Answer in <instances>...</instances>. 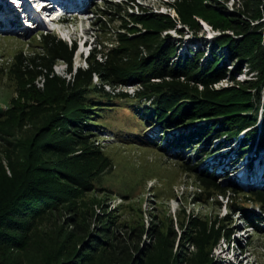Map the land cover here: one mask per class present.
Listing matches in <instances>:
<instances>
[{"label":"trees","instance_id":"16d2710c","mask_svg":"<svg viewBox=\"0 0 264 264\" xmlns=\"http://www.w3.org/2000/svg\"><path fill=\"white\" fill-rule=\"evenodd\" d=\"M205 2L207 0H179L172 5L177 18L128 15L131 23L144 27L143 32L130 29L129 34L118 35L111 47L101 45L91 49L85 61L88 64L86 69L79 68L73 72L76 44L69 46L52 33H41L37 51L29 55L20 52L14 56L10 74L18 85L19 98L13 102L10 111H0V140L3 142L6 139L2 137L11 136L4 129L5 125L11 124L9 117L16 113L24 110L35 112L42 107L53 106L55 110L29 145L17 146L7 141L11 147L9 153H14L15 157H8L11 176L0 162V264H20L15 254L29 250L42 220L64 210L71 212L65 221L69 230L68 243L87 235L78 259L70 264H93L98 258L96 255L105 253L125 257L127 261L131 258V251L138 252L134 264H145L158 242L173 251L176 235L163 238L160 228L155 226L148 229L150 243L137 249V245L143 243V230L138 227L128 229L130 232L124 230L117 224V216L97 218L98 223L89 232L79 225L86 219L79 215L77 200L95 191L94 181L108 165L102 150L92 144L99 136L92 129L100 132V129H107L110 125L107 116H114V107L124 104L141 110V115L134 116L133 122L137 126L130 129L128 144L152 142L146 145L150 148L157 146L155 149L161 152V143L158 144L151 133L146 134L147 125L152 128L159 126L163 136L171 129L188 128L176 133L179 139H167V151L178 145L184 147L186 144L193 148L197 144L195 163L190 167L189 160L181 159L180 167L185 173L192 174L207 200L232 194L244 198L247 204L255 205L260 213L241 207L240 213L251 227L264 229L260 228L264 223V189L245 191L231 180L221 184L215 168L212 171L200 169L208 158L221 156L233 141L239 142L238 148L229 146L223 156L236 165L247 156L249 159L250 154L264 151V128L257 127L264 86V0H239V7L233 12L215 2L218 6L206 8L203 6ZM108 5L106 10L98 13L101 20L94 25L98 31L105 28L106 21L102 20L110 19L112 22L115 13L124 11L120 3ZM199 16L221 32L209 45L210 55L204 65L201 64L205 58L203 52L190 51L183 56L178 55L181 44L176 47L169 38L160 37L162 30L177 31L178 23L200 29L193 20ZM223 49L229 61L252 65L258 72L256 80L238 83L232 79L229 87L215 89L214 86L228 73L223 55L218 52ZM59 62L66 64L70 79L55 76L54 68ZM95 77L100 80V85L94 83ZM38 79L44 80L43 92L34 86ZM130 83L139 88L133 97L117 92L118 88ZM106 87L111 89L107 91ZM120 125L122 123L114 126ZM222 138L224 141L211 147V139ZM196 141L199 142L194 143ZM210 148L212 152L207 153ZM47 156L56 159L45 161ZM228 177L226 175L224 179ZM200 222H190L193 229L189 230L190 233L184 232L179 248H184V242L195 247L201 245L203 238L204 246L209 247L221 238V228H209L207 223ZM186 234H189L188 238H185ZM131 245L134 248L129 247ZM185 255L171 254L168 264L170 260L173 264H188ZM65 263L69 260L61 264Z\"/></svg>","mask_w":264,"mask_h":264},{"label":"rangeland","instance_id":"374dc122","mask_svg":"<svg viewBox=\"0 0 264 264\" xmlns=\"http://www.w3.org/2000/svg\"><path fill=\"white\" fill-rule=\"evenodd\" d=\"M1 1L3 0H0V111L2 112L10 111L13 102L19 98L18 85L10 74L14 56L20 52L29 55L37 51L41 33H52L69 46L73 43L76 44L77 52L73 58V72H75L79 68H87L88 64L85 62V58L91 49L101 45L102 47H111L118 35L129 34L130 29L143 32L144 27L135 26L127 17L128 15L130 17L169 15L171 18H177V12L172 5L179 2V0H78L79 5L73 10L68 9L67 4H65L64 7L59 6L57 8L60 9V12L55 11L57 14L65 15L64 24L55 25L45 22L46 27L39 24V27L36 25L32 28L31 26L36 24L33 19L35 15L31 14L32 19H28V21L20 15L23 10H16L17 4L19 6L20 3H25L23 8L30 9L32 7L34 9L36 7L35 0H24L20 3L14 0H9L8 3H1ZM238 1L207 0L203 6L206 8H210V5L218 6L214 4L215 2L229 12H233L239 7ZM110 3L122 4L124 11L115 13L111 18L112 22L110 19L102 20L106 21L105 28L98 31L94 28L96 22L101 20L98 13L102 9L106 10ZM16 16L19 19L15 18ZM193 20L199 24L200 29H197L198 31L178 23L177 31L162 30L160 37L162 39L169 38L176 47L177 44H181L178 55L183 56L190 51L203 52L205 58L201 64L204 65L210 55L209 45L214 43L215 38L220 36L221 32L213 29L203 16L195 17ZM218 52L223 55L224 67L228 73L224 80L214 86L215 89L229 87L232 84V79L238 83L256 80L258 72L252 68V65L236 60L229 61L225 49ZM54 73L60 79H70L67 74V66L61 62L57 63ZM94 83L100 85L101 82L95 77ZM34 86L39 90L41 89V92L45 90L44 80H36ZM110 89L106 87L107 91ZM137 89H139L137 85L130 83L126 87L118 88L117 92H123L133 97ZM261 90L258 129L264 128V86ZM129 105L114 107V116L109 118L107 116V119H110V125L107 126V129H100L101 132L96 128L92 129L94 134L99 135L92 144L102 150L108 159V165L104 167L103 172L94 181L95 191L88 193L85 198L77 200L79 215L86 219L83 221L80 218V227L89 232L93 229V225L98 223L97 218L103 219L108 215L117 216V224H120L124 230L130 232L128 229L137 227L143 230V243L138 244L137 249L142 248L145 243H150L147 233L152 226L160 228L163 238L166 235L170 237L176 235L172 252L169 250V246L164 247L163 243L158 242L155 245L154 253L149 256L145 264H168V258L171 257V254L175 256L178 253L186 254L188 264H209L210 260H212L211 264H264V223H259L263 230L251 227L244 222V216L239 210L241 207L246 211L260 213L257 207L250 203L247 204L244 198L232 194L223 198L206 199L192 174L185 173L179 165L181 159H185V161L189 160V166L192 167L195 163V150L198 145L193 146L195 149L186 144L184 147L178 145L171 151H167L168 147L166 148L165 145L168 138L174 140L177 138L176 133L186 131L188 129L186 127L177 130L171 129L163 136V131L159 129V126L152 128L147 125L146 134L151 133L150 135H153L157 143H161L160 150H163L161 152L155 149L157 146L151 148L147 146L152 142H146L147 145L142 143L128 144V140L131 139L129 137L130 129L137 126L133 122L134 116L141 115V110ZM146 106L149 107L148 104ZM54 110L55 106L42 107L39 111L28 112L24 110L23 113L19 112L15 116L9 117L11 124L5 125L4 131L7 134L10 133L11 136L2 137L6 139L3 142L0 140V162L9 176L11 174L8 167V157L14 158L15 154L9 153L11 147L8 146L7 141L13 142L17 146L23 145V143L25 146L29 145L36 138L48 117L54 113ZM117 123H122V125L114 126ZM219 141H224V138L221 140L211 139V147H215ZM238 143L233 141L231 145L226 146L221 154H225L229 146L238 148ZM209 152H212L211 148L207 150V153ZM213 156L200 169L212 171L215 168L218 182L221 184H226L233 179L239 188L244 190L248 187L245 177L243 175L237 177L236 175L244 172L246 169L244 167L245 162L240 163L238 167L233 165L232 169L236 168L239 173L231 174L229 169L225 173L223 171L224 166H227L229 161L225 160L227 161L225 164L221 158L213 159ZM249 158L251 161L248 167L253 166L257 170V181L254 183H259V187H264L261 185L264 182L262 177L264 151L259 154L252 153ZM55 159L54 156H47L45 161H54ZM260 161L263 163L262 167L259 165ZM226 175L229 177L224 179ZM69 213L71 212L64 210L60 214L47 216L42 220L41 225L39 222L38 233H36L35 238L33 236L30 243L32 246L20 255L15 254L18 257L17 261H21L20 264H61L69 260V263L65 264H70L77 260L87 235L79 236L71 244L68 243L70 240V238L67 239L69 230L66 229L65 221L70 215ZM194 220L201 221V224L207 223L209 228L215 226L216 229L221 228L223 230L221 238L216 244L209 247L204 246L205 238H203L200 242L203 247L201 245L195 247L184 242V248L181 246L179 248L180 242L184 240V232L190 233L189 230L193 229L190 222ZM194 230L196 231V229ZM187 235L189 234H186L185 238H188ZM130 253L131 258L127 261L125 257H114L108 253L96 255L98 258L93 264H113L114 262L116 264H134L138 252L131 251ZM169 264H173V261L170 260Z\"/></svg>","mask_w":264,"mask_h":264},{"label":"bare ground","instance_id":"6f19581e","mask_svg":"<svg viewBox=\"0 0 264 264\" xmlns=\"http://www.w3.org/2000/svg\"><path fill=\"white\" fill-rule=\"evenodd\" d=\"M19 3L20 2H24V0H17ZM16 4V3H15ZM24 5H25V3H24ZM60 5H62L61 3H60ZM19 6H21V3L19 4ZM82 6V5H81ZM85 6V5H84ZM17 7H18V4H17ZM64 7V6H63ZM76 8V7H75ZM13 11V10H12ZM8 14V13H7ZM34 16V15H33ZM17 17V16H16ZM15 17V18H16ZM7 18V17H6ZM25 19V18H24ZM23 20V19H22ZM29 21V20H28ZM9 22V21H8ZM43 22L45 23L46 21L45 20H43ZM11 23V22H10ZM14 23V22H13ZM39 25V24H38ZM14 26V25H13ZM11 28V27H10ZM260 163V162H259ZM243 171V170H242ZM244 177V176H243ZM237 179V178H236ZM243 179V178H242ZM245 179V178H244ZM256 184V183H255ZM249 184H247L246 186H248ZM260 185V184H259ZM262 185V184H261Z\"/></svg>","mask_w":264,"mask_h":264},{"label":"clouds","instance_id":"9594fccd","mask_svg":"<svg viewBox=\"0 0 264 264\" xmlns=\"http://www.w3.org/2000/svg\"><path fill=\"white\" fill-rule=\"evenodd\" d=\"M47 24H52V23H47ZM58 25H59V24H58ZM90 51H91V50H90ZM90 51H89V52H90ZM89 54H90V53L87 54V56H86V58H85V61H86L87 57L89 56ZM63 64H64V63H63ZM65 65H66V64H65Z\"/></svg>","mask_w":264,"mask_h":264}]
</instances>
